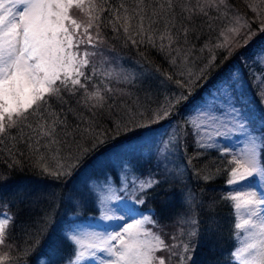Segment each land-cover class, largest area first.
<instances>
[{
	"label": "trees",
	"instance_id": "obj_1",
	"mask_svg": "<svg viewBox=\"0 0 264 264\" xmlns=\"http://www.w3.org/2000/svg\"><path fill=\"white\" fill-rule=\"evenodd\" d=\"M133 2L108 0V6L115 10L121 3L131 5ZM249 4L264 8L260 0H228L227 18L217 19V13L211 12V30L206 18L197 19L189 42L184 43L181 33L172 52L167 48L160 51L159 40L157 47L133 44L122 32L112 30L107 24L110 13L104 14L103 42L95 48L82 44L80 50L94 52L91 64L84 69L86 75L92 77L89 86L107 87L112 92L102 109L77 106L76 100L83 95L79 93L71 104L77 108L78 115L67 116L72 128L79 125L81 130L89 129L88 133L77 132L75 137H64L67 143L63 145L52 150L42 149L46 152L43 164L50 172L61 170L63 174L44 171L23 143L16 146L15 159L19 163L12 167L6 146L0 145V212L15 221L10 223L6 241L11 247H4V251L13 255V264L16 261L19 264L70 263L76 246L65 231L73 216L82 223H98L92 217L97 209L90 208L85 193L88 183L109 175L117 178V171L125 167L144 181H159L151 189L143 188L137 196L139 204L133 206L140 213L138 217L147 216L156 221L147 223L153 233L160 235L169 246L176 245L172 252L158 251L157 256L164 257L167 264H181L183 246L190 243L194 251L188 254L191 256L188 264H234L232 252L238 240L233 201L228 199V180L236 164H230L234 159L230 153L201 147L196 142L189 115L203 102L208 91L233 82V73L242 74L245 85L252 88L248 95L262 92L263 81L257 74L261 69L258 65L264 64V31ZM235 15L246 18L251 38L245 34L230 49H214L221 28ZM176 27L179 29L180 24ZM205 44L209 46L204 47ZM177 48L182 50L179 56ZM185 52L188 53L186 58ZM213 52L216 57L213 66L200 77L201 69ZM174 57L175 65L170 62ZM108 63H112L111 69L106 66ZM189 73L193 74V84L181 87L177 81L187 80ZM169 75L171 80L166 79ZM261 77L264 79V75ZM64 95L67 97V93ZM169 103L172 105L169 115L153 122L154 114L162 115L161 109ZM259 106L253 110V116L258 126L256 131L262 137L259 160L264 168V108ZM133 114L135 117L130 120ZM64 115L61 113V118ZM172 135H176V139L171 140ZM6 144L11 147L12 142L6 141ZM171 148L176 149L189 171L187 185L191 187V204L184 199L187 186L166 172ZM205 176L211 178L206 180ZM190 207L201 222L198 236L191 238L188 236L190 224L181 222V218L188 219L185 213ZM209 218L213 223L210 236L205 231Z\"/></svg>",
	"mask_w": 264,
	"mask_h": 264
},
{
	"label": "snow or ice",
	"instance_id": "obj_2",
	"mask_svg": "<svg viewBox=\"0 0 264 264\" xmlns=\"http://www.w3.org/2000/svg\"><path fill=\"white\" fill-rule=\"evenodd\" d=\"M260 3H264V0H260ZM249 7L260 19L261 30L264 31V8L257 4H249ZM227 8L228 0H134L131 5L121 3L115 10L108 6V0H0V145L6 146L12 158L11 166L19 163L15 159V149L23 143L44 171L62 175L61 170L50 172L43 164L46 152H42V149L52 150L57 145H63L67 143L64 137H75L77 132L82 135L88 133L89 129L81 130L79 125L72 128L69 123L67 114L78 115L77 108L71 106L73 98L82 92L83 95L76 100L77 106L83 104L90 109H102L107 105L112 89L95 84L89 86L92 77L84 71L91 64L90 58L94 52L87 49L80 51L82 44L95 48L103 42L101 28L105 13H110L107 24L114 32H122L126 40L153 47H157L156 41L159 40L160 51L167 48L168 52H172V46L179 43L181 33L184 43L189 42L197 19L206 18L211 30L210 13H217V19L227 18ZM177 23L180 24L179 29ZM245 34L251 38L248 21L235 15L221 28L214 49H230ZM175 51L179 56L182 50L177 48ZM187 55L185 52V58ZM215 58L213 52L201 69L200 77L213 66ZM170 62L175 65L176 58ZM192 76L189 73L187 80L177 83L181 87L191 86ZM166 79L171 80L172 76H166ZM64 93H67V97ZM171 106L169 103L162 108V115L159 112L154 114L153 122L166 118ZM61 113H65L64 118H61ZM134 117L135 114L129 119L133 120ZM6 141L12 142L11 147L7 146ZM204 146L201 144V147ZM77 150L80 151L79 145ZM231 163L237 167L230 173L229 184L264 171L258 165L255 150L244 152ZM204 178L207 180L211 177ZM158 183L149 179L141 187L151 189ZM246 196L242 202L239 196L228 197L233 201L234 208L247 216V219L241 217L235 224L238 233L247 234V240L232 252V258L236 264H264V214L256 211L264 206V199L258 198L254 192ZM192 213L190 207L185 213L188 219L181 218V222L191 226L188 232L190 238L198 236L201 223ZM0 215L4 216L0 219V264H13V255L4 251V247H11L6 241L10 223L14 224L15 221L4 213ZM146 223L155 224L156 221L144 217L133 223L126 222L121 231L101 238L103 248L91 242L85 245L79 238L75 242L82 247L107 252L109 259L105 264H167L166 259L156 253L172 252L176 245L169 246L160 235L146 230ZM205 231L209 236L213 232L211 218ZM109 241H116L118 246L113 247ZM183 247L181 264H188L191 260L188 254L194 249L190 243H185ZM78 255L83 257L84 252Z\"/></svg>",
	"mask_w": 264,
	"mask_h": 264
},
{
	"label": "rangeland",
	"instance_id": "obj_3",
	"mask_svg": "<svg viewBox=\"0 0 264 264\" xmlns=\"http://www.w3.org/2000/svg\"><path fill=\"white\" fill-rule=\"evenodd\" d=\"M257 62L260 63L259 60ZM106 66L111 69L112 63H108ZM258 68L261 69L259 74H256L262 79L264 89V79L261 77L264 75V64L258 65ZM231 80L234 82L232 85L221 86L208 91L203 102L200 101L201 103L197 104L189 115L196 142L199 145H205L204 147L228 152L233 158L239 157L249 150H255L258 165L263 168L259 160L262 137L256 131L258 126L254 122L253 110L255 111L260 107L259 105L264 108V94L257 91L254 96L248 95L252 92V88L245 85L242 74L233 73ZM258 124L260 125L259 122ZM170 139H176V135H172ZM164 152L165 150L162 151L163 154ZM165 167L166 172L171 177L177 179L185 187L187 186L184 199L191 204V187L187 185L190 179L189 171L185 164L183 165L175 148H171ZM236 167L237 165L234 168ZM128 171L129 168L125 167L117 171V178L109 175L105 179L91 180L88 183L85 193L88 196L90 208L95 207L97 209L92 217L98 223H82L76 218L77 216H73L74 219L65 231L66 237L76 246L75 255L68 264H105V261L109 259L107 252L82 247L81 244L75 242L76 239L79 238L85 245L91 242L103 248L104 245L100 243L101 238L121 231L126 222L133 223L134 220L147 217L135 218L128 211V207L139 204L137 196L143 190L141 186L145 182L131 170ZM229 187L230 196L241 197L240 202L247 198L246 194L253 192L258 198L264 199V171L256 172L252 176L239 180L238 183L229 184ZM256 211L264 214V206L258 207ZM234 212L235 224L241 217L247 219L243 212H238L235 208ZM3 218L4 216L0 215V219ZM144 228L152 232L147 223ZM236 233L238 245L234 251L247 240L246 233H238L237 230ZM109 243L113 247L118 246L116 241H109ZM81 251L84 252L83 257L78 255ZM232 262L236 264L233 258Z\"/></svg>",
	"mask_w": 264,
	"mask_h": 264
}]
</instances>
